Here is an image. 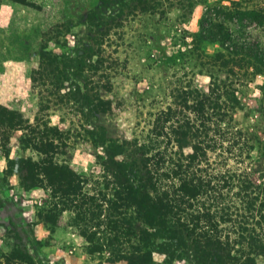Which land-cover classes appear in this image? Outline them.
<instances>
[{
  "label": "rangeland",
  "instance_id": "374dc122",
  "mask_svg": "<svg viewBox=\"0 0 264 264\" xmlns=\"http://www.w3.org/2000/svg\"><path fill=\"white\" fill-rule=\"evenodd\" d=\"M209 5L264 12V0H0V104L19 110L30 123L39 117L70 130L66 153L57 159L87 175L89 188H103L106 172L101 162L106 144L97 136L101 126L108 136L124 144L125 151L118 158L132 161L154 114L174 100L180 82L192 80L194 86L208 90L211 78L198 52L213 55L220 45L204 41L194 50L193 42ZM245 22L243 26L234 19L226 24L234 33H243L248 42L259 43L264 51V24L251 18ZM104 34L112 42L103 48L118 60L110 71L111 90L101 85L106 82L104 70H86V78H79L75 68L60 63L76 57L85 47L97 48ZM54 57L59 62L47 65ZM57 65L66 73L58 83ZM216 73L226 79L222 71ZM237 88L241 107L232 114L233 131L244 132L254 148L247 151L242 139L236 146L239 149L218 169L252 168L254 181L264 180V72L252 73ZM97 93L112 100L107 115L88 110L86 96ZM47 104L50 108L44 109ZM24 133L14 130L8 141L0 136V264H128L114 259L108 244L119 234L121 240L115 248L131 252L136 240L127 242L130 236L121 235L123 227L111 231L106 213L97 215L100 212L94 208L99 199L91 206L96 215L86 212L81 220L77 218L80 209L65 206L61 194H54L50 186H29L18 165L9 166L10 159L38 157L24 147ZM241 148L242 157L250 153L251 158L239 163L235 154ZM191 150V146L185 148ZM240 195L230 194L238 206H242ZM52 208L59 216L51 230L42 217ZM127 212L132 214L131 209ZM151 242L154 264H164L171 254L172 264H200L186 248L174 245L172 250L160 238L152 237ZM98 245L103 250L93 251ZM249 252L255 264H264V251L257 253L247 247Z\"/></svg>",
  "mask_w": 264,
  "mask_h": 264
},
{
  "label": "trees",
  "instance_id": "16d2710c",
  "mask_svg": "<svg viewBox=\"0 0 264 264\" xmlns=\"http://www.w3.org/2000/svg\"><path fill=\"white\" fill-rule=\"evenodd\" d=\"M249 18L264 24L261 10L207 6L193 49L199 50L204 41L220 45L213 55L198 52L211 78L209 88L203 91L192 80L180 82L174 100L154 114L145 139L138 143L136 159H119L125 151L124 144L108 136L106 128L101 126L97 136L106 144L101 162L106 172L103 188H89L87 175L76 172L67 161L57 159L60 153H66L70 130L39 117L30 123L19 110L0 104V136L8 141L10 132L23 129L24 147L38 156L10 159L9 166L17 164L22 180L29 186H50L54 194H61L65 206L80 209L77 218L81 220L86 212L96 215L91 206L99 199L94 208L100 212L97 215L106 213L111 231L123 227L124 231H119L123 237L130 236L127 242L136 240L131 252L115 248V243L121 240L119 234L110 240L108 245L117 261L154 264L151 247L154 237L162 239L171 249L174 245L188 249L200 264H255L252 252L246 253V248H255L257 253L264 251V180L254 181L252 168L225 172L218 169L234 155L242 139L247 151L254 148L243 137L244 132L233 131L232 114L241 107L238 85L252 73L264 72V51L259 43L248 42L243 33H234L226 24L235 19L244 26ZM111 42L109 34H104L97 41V48L85 47L76 57L60 63L75 68L79 78H86V70H104L102 77L106 82L101 85L111 90L110 71L118 60L103 48ZM93 56L98 59L93 60ZM87 58H91L89 62ZM54 61L59 62L54 57L47 65ZM54 69L59 75L56 82H61L66 77L65 71L59 65ZM219 70L226 74V79L221 80L217 75ZM86 103L90 112L101 115H107L113 107L112 100L100 93L86 96ZM49 108L47 104L44 109ZM188 146L192 148L190 152L185 151ZM240 151L235 154L239 163L245 157L251 158L250 153L243 158V148ZM235 188H238L236 192ZM230 194H243L240 195L242 206ZM84 204L90 206L84 208ZM128 209L132 214H128ZM56 211L46 210L42 217L51 230L58 221ZM237 245L241 248L236 249ZM92 250L103 247L98 245ZM173 260L171 254L164 264H172Z\"/></svg>",
  "mask_w": 264,
  "mask_h": 264
}]
</instances>
